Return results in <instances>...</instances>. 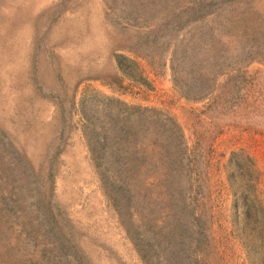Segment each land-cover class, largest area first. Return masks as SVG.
Here are the masks:
<instances>
[{"label":"rangeland","instance_id":"374dc122","mask_svg":"<svg viewBox=\"0 0 264 264\" xmlns=\"http://www.w3.org/2000/svg\"><path fill=\"white\" fill-rule=\"evenodd\" d=\"M0 264H264V0H0Z\"/></svg>","mask_w":264,"mask_h":264}]
</instances>
